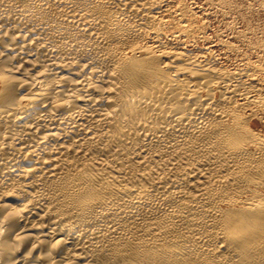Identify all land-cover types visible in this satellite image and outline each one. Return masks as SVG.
Masks as SVG:
<instances>
[{
  "label": "bare ground",
  "instance_id": "bare-ground-1",
  "mask_svg": "<svg viewBox=\"0 0 264 264\" xmlns=\"http://www.w3.org/2000/svg\"><path fill=\"white\" fill-rule=\"evenodd\" d=\"M182 3L0 0V264H264V67Z\"/></svg>",
  "mask_w": 264,
  "mask_h": 264
},
{
  "label": "rangeland",
  "instance_id": "rangeland-1",
  "mask_svg": "<svg viewBox=\"0 0 264 264\" xmlns=\"http://www.w3.org/2000/svg\"><path fill=\"white\" fill-rule=\"evenodd\" d=\"M178 1L176 0V2ZM182 1L187 11L189 10L188 15L189 17L191 16L189 19L192 20L191 24H194L193 28L196 30L195 35L197 38L195 37L192 40H186V38L178 39L176 42L185 41L181 42L180 47L201 56L200 58L203 60L210 58V56L211 58H216L214 61H216L218 66L231 71L245 69L248 64V68L259 67L260 69L264 67V0H192L194 3L190 0ZM200 35L201 37H199ZM169 40L175 43L176 39ZM226 44L227 48L224 47ZM256 62L260 64H256ZM243 65L245 66L243 67ZM261 69L263 71V68ZM262 74L259 77L264 79ZM250 108L248 109L249 111L247 110V114L251 116V128L262 135L264 134V109L256 106Z\"/></svg>",
  "mask_w": 264,
  "mask_h": 264
}]
</instances>
